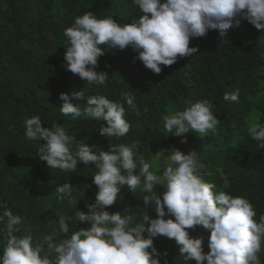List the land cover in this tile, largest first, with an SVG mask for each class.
Masks as SVG:
<instances>
[{"label": "trees", "instance_id": "1", "mask_svg": "<svg viewBox=\"0 0 264 264\" xmlns=\"http://www.w3.org/2000/svg\"><path fill=\"white\" fill-rule=\"evenodd\" d=\"M88 11L101 19L111 16L120 24L131 23L141 15L132 0H0V213L9 209L22 216L24 226L31 229L34 246L44 235L59 232L61 218H69L68 236L90 227L76 221L75 213L87 212L85 205L95 201L97 189L92 185V174L96 170L79 164L74 172L64 173L40 161L37 142L24 136V121L39 115L42 127L56 123L74 136L73 152L81 143L97 155L119 144L135 143L136 158H143L150 164V171L157 174H162L166 166L163 157L155 156L161 149L195 152L205 166L202 179L214 184V191L247 198L259 222L264 215V149L248 130L253 124H264V32L244 20L239 26H231L224 40L216 30H210L206 36L190 40L189 47L197 49L195 54L178 59L174 65H162L160 74H153L135 60L136 53L130 48L106 52L98 58L96 70L107 72L109 79L106 86H99L80 80L62 67L64 30ZM236 88L240 90L238 102L223 100L225 92ZM80 90L85 98L70 102L81 107L94 95L124 103L121 94L131 92L136 97L135 109L124 103L130 131L109 141L99 135L102 122L84 116L73 121L70 116H62L59 95ZM202 100L213 105L212 112L219 120L215 131L203 137L194 132L184 137L165 133V116ZM64 183L73 187L71 202L57 199L56 188ZM153 191L160 195L163 188L157 185ZM145 194L140 190L130 193L125 187L117 203L106 210L122 216L147 211L150 218H155L154 205L143 204ZM188 231L192 238H203L207 254L209 232L200 226ZM27 234L23 227L16 233ZM63 238L65 234L60 233L58 239ZM153 244L158 252L167 251V264H184L173 240L158 236ZM258 256L264 264V243Z\"/></svg>", "mask_w": 264, "mask_h": 264}, {"label": "clouds", "instance_id": "2", "mask_svg": "<svg viewBox=\"0 0 264 264\" xmlns=\"http://www.w3.org/2000/svg\"><path fill=\"white\" fill-rule=\"evenodd\" d=\"M141 13L131 23L120 24L111 16L97 18L91 12L74 19L64 30L66 38L62 67L88 84L106 86L107 72H98V58L106 52L130 48L142 65L153 74H160L161 66H171L180 58L197 52L189 47L190 40L202 38L216 30L224 40L227 30L239 26L242 20L264 32V0H132ZM239 88L225 92L223 100L238 102ZM85 98L84 91L61 93L59 111L73 121L81 116L102 122L99 135L119 139L130 131L124 103L135 109L136 97L131 92L121 94L124 103L109 100L104 95L87 98L83 107L71 100ZM207 100L194 103L182 111L163 118V130L170 136L184 137L198 133L201 137L215 131L219 120ZM24 136L38 144L37 157L51 170L74 172L79 164L91 165L92 185L97 189L95 201L86 204L87 212L76 210L75 220L87 223L69 233L68 217L59 220V232L52 231L33 245L31 229L24 226V218L9 209L0 213V264H167V251L160 253L153 240L162 236L178 246L184 264H261L258 253L264 243V215L256 219V211L243 196L234 197L224 191H214L215 185L202 179L200 163L195 152L184 154L175 147L161 149L155 156L163 157L166 166L162 174L150 171V164L137 159V144H119L99 155L81 143L73 152L75 138L64 126L42 127L39 115L24 121ZM249 134L264 149V124H253ZM44 141V143H41ZM186 143V139H181ZM167 152L165 156L164 153ZM138 169V172H137ZM92 185H88L91 188ZM161 186L157 195L153 189ZM146 193L145 206L154 205L155 218L147 211L138 215L110 213L122 189ZM72 188L64 183L56 188L59 201L71 202ZM173 217V218H165ZM197 226L209 232L207 254L203 238H192L189 229ZM29 233L16 235L21 228ZM60 233L65 238L58 239ZM146 233V236L144 235ZM43 253V255H42Z\"/></svg>", "mask_w": 264, "mask_h": 264}]
</instances>
